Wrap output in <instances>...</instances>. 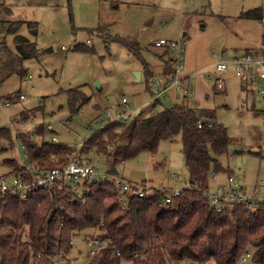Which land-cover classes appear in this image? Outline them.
Wrapping results in <instances>:
<instances>
[{"label": "rangeland", "instance_id": "374dc122", "mask_svg": "<svg viewBox=\"0 0 264 264\" xmlns=\"http://www.w3.org/2000/svg\"><path fill=\"white\" fill-rule=\"evenodd\" d=\"M0 4L11 11L5 18L14 22L11 27L17 20L23 22L17 34L35 48L33 57L21 59L12 35L6 33L8 23H0V129L8 131V136L0 134V175L9 170L5 159L27 161L18 133L29 134L37 143L53 134L56 142L75 147L101 127L93 118L101 114L103 104L118 110L124 94L128 112L146 105V68L159 73L167 61L165 49L150 44L163 39L182 44L183 72L191 75L193 88L186 103L212 111L214 121L227 129V150L219 156L225 171L209 184L229 175L249 190L258 189L264 198V92L242 86L230 72L224 76V91L213 87L217 57L229 59L260 45L259 20L239 15L255 9L264 15V0H0ZM27 22L35 25L34 34ZM118 40L135 42L139 49L129 52ZM135 72L140 73L138 80ZM75 87L88 100L78 102L77 111L71 112L66 91ZM20 93L23 99L18 98ZM180 97L172 95V102ZM37 126H42V134L35 132ZM84 153L99 167L109 165L93 148ZM113 165L123 177L145 179L152 186L171 184V172L180 185L187 182L179 136L160 140L153 153L141 151ZM90 233L97 231L88 229L74 237L67 252L69 264L88 262L85 239ZM236 264L255 263L247 258Z\"/></svg>", "mask_w": 264, "mask_h": 264}, {"label": "trees", "instance_id": "16d2710c", "mask_svg": "<svg viewBox=\"0 0 264 264\" xmlns=\"http://www.w3.org/2000/svg\"><path fill=\"white\" fill-rule=\"evenodd\" d=\"M10 14L0 4V23H8L6 33L12 35L19 57L29 59L35 52L34 43L17 34L22 21L17 20L15 27H11L14 22L5 21ZM261 16L256 9L239 15L251 20ZM26 24L34 34L35 25ZM118 41L129 52L139 49L135 42ZM163 69L167 74L168 59ZM150 74L146 68L145 79ZM66 95L71 112L77 111L78 102L88 100L79 87L69 88ZM186 100L163 105L153 113H139L128 123L109 122L93 131L81 150L85 154L84 149L93 148L113 165L141 151L153 153L160 140L179 136L187 185L168 206L162 204L156 189L145 197L130 195L123 201L110 182L88 184L89 193L77 202L69 201L64 186L51 199L41 188L34 189L26 200L4 193L0 197V264H52L55 253L68 252L72 238L88 229H95L91 238L104 244L86 264H236L245 252H250L253 263L264 264V201L254 210L243 202L226 203L220 209L208 205L202 190L212 172L225 171L219 156L227 150L229 137L226 127L216 120L210 127L198 128V116L214 118V114L202 112ZM35 132L42 134V126ZM0 134L8 136V131L1 128ZM18 137L27 160L39 169L61 167L75 151L56 141H31L25 133ZM4 163L9 168L6 174L23 171L14 159Z\"/></svg>", "mask_w": 264, "mask_h": 264}, {"label": "built area", "instance_id": "2783aa9c", "mask_svg": "<svg viewBox=\"0 0 264 264\" xmlns=\"http://www.w3.org/2000/svg\"><path fill=\"white\" fill-rule=\"evenodd\" d=\"M260 26L263 29L260 45L254 49L242 52L240 55H235L226 59L223 55L217 57L214 62V71L217 77L213 80L215 91H224L225 79L224 76L230 72L240 84L255 88L256 92L262 94L264 92V15L259 18ZM155 48H163L167 53L169 60V71L167 74L152 73L146 79L148 85L149 98L146 105H141L135 110L128 112L127 98L124 94L119 97L120 109L112 110L108 105L101 106V114L93 118V122L99 123L102 127L112 121H120L128 123L135 115L139 113L156 112L158 106H163L166 99L171 96H181L180 99L188 98L193 94L192 85L189 82L191 75L185 74L183 60V48L180 41L168 42L160 39L152 42ZM196 73L193 74L195 76ZM19 99L24 98V94L18 95ZM214 119L207 116H198L196 126L198 128L210 127L214 124ZM49 129L50 125L47 126ZM100 127V128H101ZM50 141H55L53 134L49 137ZM86 138L81 139L74 147L75 151L70 158L61 167L55 166L46 169H39L33 163L22 161V173H3L0 175V197L4 193H9L17 196L20 200H26L32 191L36 188H41L46 191L49 198L53 196L55 190L61 189L64 186L69 195L70 202L82 201L84 196L89 193L88 184L110 182L117 190L118 198L126 201L130 195L145 197L152 190H158L161 194V202L164 206H168L172 198L181 193L187 182L181 185L178 183L181 180L171 172V184H160L152 186L146 181H133L127 179L118 173H112L109 170L110 164L105 167H99L88 159L83 153L82 148ZM109 148V144L106 145ZM23 147V146H22ZM25 158L27 156L25 154ZM218 173L212 172L209 176V182L215 179ZM261 185H259L260 187ZM202 195L206 198L210 207L220 209L226 203L243 202L247 209L254 210L264 198L260 197L258 189L248 188L239 183L233 182L231 176H227L225 181H217L214 185L208 184L202 190ZM75 240L73 237L71 242ZM85 244L88 247V255L91 257L97 248L104 243L96 238L87 237ZM118 254V252H116ZM250 257V252H245L241 260H246ZM68 253L60 250L51 257L52 264H68Z\"/></svg>", "mask_w": 264, "mask_h": 264}, {"label": "water", "instance_id": "95a60500", "mask_svg": "<svg viewBox=\"0 0 264 264\" xmlns=\"http://www.w3.org/2000/svg\"><path fill=\"white\" fill-rule=\"evenodd\" d=\"M49 50V49H48ZM140 78V73L139 72H135L134 73V79L135 80H138ZM96 85H97V83H95ZM164 104L166 105V106H168V105H170L171 104V100L168 98V99H166L165 101H164ZM109 170L112 172V173H116L117 172V170H116V168L114 167V165H110V167H109Z\"/></svg>", "mask_w": 264, "mask_h": 264}, {"label": "crops", "instance_id": "0c3cea01", "mask_svg": "<svg viewBox=\"0 0 264 264\" xmlns=\"http://www.w3.org/2000/svg\"><path fill=\"white\" fill-rule=\"evenodd\" d=\"M262 33H263V31H262ZM261 38H262V37H261ZM163 71H164V69L162 68V69L160 70L159 73H161V72H163ZM150 158L153 159L152 155L150 156ZM130 180H133V181H145V179H140V180L130 179Z\"/></svg>", "mask_w": 264, "mask_h": 264}]
</instances>
